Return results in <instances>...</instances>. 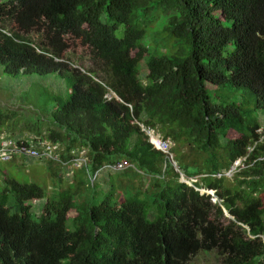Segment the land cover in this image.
<instances>
[{"label": "trees", "instance_id": "trees-1", "mask_svg": "<svg viewBox=\"0 0 264 264\" xmlns=\"http://www.w3.org/2000/svg\"><path fill=\"white\" fill-rule=\"evenodd\" d=\"M160 16L173 50L146 43ZM0 74L22 85V110L0 105V133L57 144L49 170L84 150L88 178L48 196L5 177L0 264H264V0H0ZM45 79L54 87L41 90ZM212 89L241 98L216 104ZM175 151L193 185L171 164ZM125 162L131 179L150 177L147 188L76 202L84 190L96 199L100 172L113 179ZM44 198L37 215L29 202Z\"/></svg>", "mask_w": 264, "mask_h": 264}, {"label": "rangeland", "instance_id": "rangeland-1", "mask_svg": "<svg viewBox=\"0 0 264 264\" xmlns=\"http://www.w3.org/2000/svg\"><path fill=\"white\" fill-rule=\"evenodd\" d=\"M165 21L166 18L164 16L159 17L158 21L155 22L154 25H152L151 32L149 33L146 41V43L153 46L155 40L159 39L160 46H162V52H165L166 47H168L170 50H173L172 44L174 42V40L170 38L166 33L157 32V30L161 29V26L165 23ZM84 51L85 50H83L81 46H73L70 52L68 53V55L71 56L74 60H80L81 56H83L84 54ZM140 70H141L140 72L141 76L144 78V76L148 73V70H146L145 61L141 64ZM49 82L47 81V79L42 80L39 86L41 90L44 89L46 86L52 85L54 87V85ZM59 82H60V86L64 88L65 83L60 80ZM21 87L22 85H16L6 75L0 74V105L7 109L22 110L21 100L18 99V97L20 96L19 93L22 90ZM210 97H211V101L216 104L221 103L224 100L230 102L231 101L236 102L239 101L241 98L239 96H236V94L234 93H230L228 90L215 91V89L211 90ZM38 102L39 104H44V105L46 103L42 97L40 100H38ZM51 105L52 103L49 102L46 108H49ZM22 116L28 117V113L23 111ZM258 116L262 125H264V112L258 110ZM229 136L233 138V137H237L238 134L236 132L231 131ZM182 150L187 155V161L194 159L193 158L194 155L192 152H190L188 147H184ZM176 155H177L176 151L174 152V154H170L169 160L176 171H178L180 174H185L184 170H182L179 167L178 162H176L175 160L174 156ZM79 157L85 160L87 158L86 152L84 150L81 151L79 153ZM242 161L243 160H238L234 164L231 171L226 173V176L228 178L227 179L228 184L235 183V178L237 177L238 172L240 171V167L243 165ZM80 169L81 167L73 168L70 162L68 164L65 163L64 165H60V166L59 164L56 163L53 167V170H49L47 162H41L37 159H33L25 155H16L13 160L0 161V191L5 187V177L9 176L17 179L21 183H32V182L37 183L45 190L48 196L51 195L57 196L60 194V191H62V189L72 187L75 184V182L79 180L80 176L85 177V179L88 180L87 176H85L83 172L80 171ZM124 169L125 170L123 171L122 170L117 171L115 174V178L113 179L105 178L106 176L109 177L107 170L101 171L99 174V179L101 184L99 182L100 188L98 190L99 193H97L96 199L93 198V195L90 192L84 190L80 196L75 198L76 202L80 203L83 200H89V201H94L96 204H99L102 201V199L105 197V195L111 190L114 191L115 193L118 192L119 195H126L134 191L131 186L126 188L125 187L126 185L134 184L139 186L143 184V188H147V186H149L151 182L149 176H146L144 179H142L141 177H137V178L135 177L134 179H131L135 176V172L133 171L134 170L133 166L128 164V166L124 167ZM188 180H192L193 183L196 181V179H188ZM122 184H124L125 186ZM262 189H263L262 195L264 196V186ZM200 191L202 193L214 195V191L210 189L200 188ZM117 200H118V196L116 195L114 197V201L116 202ZM214 200L216 201V198ZM45 203H46L45 198L39 200H32L29 202V204H31L32 206L34 213L37 215L41 212ZM75 214H76L75 210H71L69 212L70 217H73ZM68 227L70 229H73L74 227L71 220L68 221ZM211 260H213V256L209 255L206 258V262L210 263Z\"/></svg>", "mask_w": 264, "mask_h": 264}, {"label": "built area", "instance_id": "built-area-1", "mask_svg": "<svg viewBox=\"0 0 264 264\" xmlns=\"http://www.w3.org/2000/svg\"><path fill=\"white\" fill-rule=\"evenodd\" d=\"M108 98H112V95L108 94ZM142 130L149 136L150 143L158 150L165 153H170L172 144L163 139V137L156 131L150 128H146L141 125ZM59 146L42 138L20 137L15 138L11 133H0V161L13 160L16 155H25L27 157L37 159L41 162H47L49 160L59 161ZM86 159L75 158L71 166L78 168L85 164ZM128 164L122 163L118 166H113L114 169H123Z\"/></svg>", "mask_w": 264, "mask_h": 264}, {"label": "water", "instance_id": "water-1", "mask_svg": "<svg viewBox=\"0 0 264 264\" xmlns=\"http://www.w3.org/2000/svg\"><path fill=\"white\" fill-rule=\"evenodd\" d=\"M181 181L188 183L189 185H193L192 180H188L184 174H181ZM200 190V188H198ZM226 214L229 215L228 211L225 210Z\"/></svg>", "mask_w": 264, "mask_h": 264}]
</instances>
